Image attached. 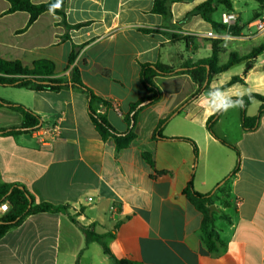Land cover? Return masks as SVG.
Segmentation results:
<instances>
[{"label":"crops","instance_id":"crops-1","mask_svg":"<svg viewBox=\"0 0 264 264\" xmlns=\"http://www.w3.org/2000/svg\"><path fill=\"white\" fill-rule=\"evenodd\" d=\"M155 1L66 0L68 27L61 16L45 12L22 31L29 14H6L10 4L0 0V57L30 68L38 60L51 61L53 77L68 80L77 67L88 88L117 105L120 113L113 106L101 112L124 133L131 105L147 94L140 64L162 62L179 68L188 60L195 63L211 57L214 40L224 64L232 52L244 57L264 44L246 32L264 18V4L253 13L258 19L246 22L234 3L242 27L235 36L217 32L200 16H187L205 0L169 1L167 19L153 11ZM222 13L219 6L214 20L221 22ZM73 48L77 57L69 65ZM245 68L243 61L215 76L181 111L197 84L187 74L156 77L162 98L139 112L137 137L119 152L114 141H104L95 128L82 91L0 87L1 99L41 117V129L57 128L56 135H0V182L23 186L36 204L68 207V214L30 215L9 230L0 240V264H116L113 257L139 264H264V116L255 131H244L242 108L235 101L215 123L217 137L207 129L209 118L227 100L248 94L264 97V51L246 73ZM235 76L244 82L223 87ZM261 104L253 100L247 115L255 116ZM166 118V139H154ZM22 119L0 107V128L17 127ZM175 138L193 140L198 160L191 143ZM145 151L153 155L154 168L144 159ZM192 179L195 191L212 193L210 202L187 198L184 189ZM79 225L100 235L113 233L104 240L111 255L99 242H89ZM205 230L213 235L215 251L206 244Z\"/></svg>","mask_w":264,"mask_h":264},{"label":"trees","instance_id":"trees-1","mask_svg":"<svg viewBox=\"0 0 264 264\" xmlns=\"http://www.w3.org/2000/svg\"><path fill=\"white\" fill-rule=\"evenodd\" d=\"M10 4V8L7 10L6 14H12L15 12H26L29 14V19L26 27L22 31H26L35 21L45 12H51L53 14L62 17V24L68 27L66 22L65 13V3L66 0H48L44 3H34L32 0H6ZM169 1L177 0H156L153 11L162 15L164 18H169L171 16V11L168 6ZM260 4H264V0H255ZM222 7L224 12H234V1L233 0H205L193 10L189 12L187 16H200L205 22L211 24L213 29L217 32H229V27L225 26L221 22L214 20L213 15L217 11L218 7ZM144 33L154 32L153 29H142ZM242 27L237 24L233 26L231 33L235 36L241 34ZM191 37H186L190 39ZM264 51V44L252 49V51L244 56L236 52H232L226 63L220 64L219 60V49L217 48V40L213 42V53L211 57L200 60L198 62L186 61L181 67L175 68L173 66L163 64L162 62L155 63H142L140 64V79L143 86L146 89L147 94L138 102L131 105L130 112L125 116V119L129 125L126 132H118L109 122L105 113L101 112V108L111 107V102L102 99L97 96L90 88H88L82 81L80 72L77 67H73L71 71L70 80L66 78H54L55 75V65L48 60H38L34 62L33 67L30 68L25 66L20 60H7L0 57V87H14V88H25L33 91H52L59 92L63 89L72 87L78 89L87 95L88 99V113L92 123L101 135L104 141L112 139L115 143L116 150L119 152L123 149L130 147L137 137L135 128L136 120L139 112L146 106L157 103L162 98L161 89L155 84L154 79L158 76H173L180 74H187L191 77L192 81L197 84L198 88L196 92L183 103L177 111L183 110L190 102L195 100L203 91L210 87L213 78L232 66L246 61L245 73L253 67L254 59ZM77 57V50L73 48L69 56V65L74 64ZM243 83L242 77L235 76L230 82L223 86L228 87L229 85L235 83ZM253 100L261 101V106L258 113L249 117L247 115V108L252 103ZM240 102L243 104L241 111V123L242 128L246 132L255 131L260 124L261 118L264 116V97L259 94H248L242 98H232L225 102L223 108L217 112L215 115L209 118L207 122L208 131L215 137L216 134L213 130L215 123L218 121L219 117L226 109V107L232 102ZM144 103V105H142ZM0 107H6L12 111H15L22 115V123L17 127L10 128H0V135L10 136L25 134L30 135L33 131L41 127V117L28 109L22 104H17L9 102L0 98ZM169 118L161 120L158 124L153 138L166 139L163 136V130L168 123ZM176 140H183L191 143L194 149V155L196 160H198L199 149L195 142L188 138H175ZM220 139V138H219ZM220 141L235 149H237L220 139ZM238 153V151H237ZM143 157L147 163L154 168L155 162L153 155L145 151L143 152ZM239 169V163L233 172L228 176L232 177ZM227 178V179H228ZM184 194L191 202L197 200H204L210 202L212 193L201 194L195 191L193 186V179L189 182L188 186L184 189ZM0 201H7L10 205V210L0 217V240L5 236V234L19 226L25 218L30 215H35L39 213H64L68 214L67 206H57L51 203L42 202L36 204L33 196L23 187L17 184H5L0 182ZM73 222H77L70 217ZM81 230L85 233L87 240L89 242L96 241L102 244L105 253L111 255V252L105 243L107 237H113V233L100 235L95 233L89 227L79 225ZM205 241L207 246L211 251L216 250V246L213 240L212 233L205 230ZM113 257V256H112ZM116 264H139L130 260H118L113 257Z\"/></svg>","mask_w":264,"mask_h":264},{"label":"built area","instance_id":"built-area-1","mask_svg":"<svg viewBox=\"0 0 264 264\" xmlns=\"http://www.w3.org/2000/svg\"><path fill=\"white\" fill-rule=\"evenodd\" d=\"M238 22V15L235 12H224L221 14V23L225 26H234ZM255 26L257 27V30L259 32H264V18L257 20ZM209 37H216L213 33H208ZM115 110L119 112V109L116 104L112 105ZM120 113V112H119ZM54 135L57 134V128H48V129H41V127L35 131H33V134H36L38 136L44 135V134H50L53 133ZM116 208L113 206L112 210H115ZM10 210V205L7 201H0V217H2L4 214H6Z\"/></svg>","mask_w":264,"mask_h":264},{"label":"rangeland","instance_id":"rangeland-1","mask_svg":"<svg viewBox=\"0 0 264 264\" xmlns=\"http://www.w3.org/2000/svg\"><path fill=\"white\" fill-rule=\"evenodd\" d=\"M234 3L236 9L242 13V17L244 21L250 22V21H254L255 19H258L255 18L253 13L258 9H260V3H258L255 0H234ZM246 32L247 33L250 32L254 35H257V39H258L257 43L264 42V32H259L256 26H251L250 28H248Z\"/></svg>","mask_w":264,"mask_h":264},{"label":"water","instance_id":"water-1","mask_svg":"<svg viewBox=\"0 0 264 264\" xmlns=\"http://www.w3.org/2000/svg\"><path fill=\"white\" fill-rule=\"evenodd\" d=\"M232 29H233V26H230V27H229V31H231ZM142 105H144V103H143ZM210 209L213 210V209H215V207L212 205V206L210 207Z\"/></svg>","mask_w":264,"mask_h":264},{"label":"clouds","instance_id":"clouds-1","mask_svg":"<svg viewBox=\"0 0 264 264\" xmlns=\"http://www.w3.org/2000/svg\"><path fill=\"white\" fill-rule=\"evenodd\" d=\"M239 106H240V107H242V106H243V104H242V103H240V104H239Z\"/></svg>","mask_w":264,"mask_h":264}]
</instances>
